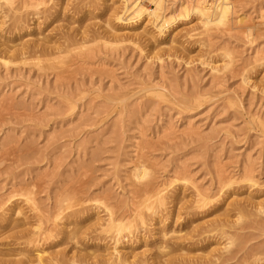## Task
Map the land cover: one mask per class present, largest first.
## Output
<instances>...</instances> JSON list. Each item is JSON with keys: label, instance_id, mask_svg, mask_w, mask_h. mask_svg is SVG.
I'll return each mask as SVG.
<instances>
[{"label": "rangeland", "instance_id": "1", "mask_svg": "<svg viewBox=\"0 0 264 264\" xmlns=\"http://www.w3.org/2000/svg\"><path fill=\"white\" fill-rule=\"evenodd\" d=\"M122 1L0 0V218L21 209L1 264H39L36 247L44 264H264V0L162 35L117 24ZM58 29L86 44L38 71L30 45ZM144 184L163 199H135Z\"/></svg>", "mask_w": 264, "mask_h": 264}, {"label": "bare ground", "instance_id": "2", "mask_svg": "<svg viewBox=\"0 0 264 264\" xmlns=\"http://www.w3.org/2000/svg\"><path fill=\"white\" fill-rule=\"evenodd\" d=\"M124 1V3L126 2L127 4L124 6V7H122L123 8V10L121 11V14H119V13H116V14H114V18H115V22H117V24H123V25H131L129 28H132L133 26H135L136 24H137V22L139 21V20H143V17H145V18H148L149 20H150V18H151V20H152V23H156V24H154L155 25V27H156V29H157V31H159V32H161L160 34L162 35L163 33L162 32H164L163 30H164V28H167L168 26H170V24H172L173 22H176V21H179V20H188V19H190L191 18V16L192 15H194V16H197V18L198 19H200V21L203 23V25L205 26V27H208L209 25H225L226 23H228L229 22V17H231L230 15L231 14H233L232 13V3H231V1L230 0H210L211 2H208V0H196L193 4H188V3H186V2H182V3H180V4H178L177 5V7H176V9L174 10V11H172V14L169 16V17H166L164 14H163V7H164V5L162 6V2H163V0H149V2H150V4L154 7V8H151V9H148V8H146L142 3H143V1L142 0H131L132 2H130V1H128V0H123ZM122 1V2H123ZM164 4V3H163ZM45 8V7H44ZM43 9V8H42ZM117 10V9H116ZM118 11V10H117ZM45 12V11H44ZM43 13V12H42ZM41 13V14H42ZM44 14V13H43ZM47 14V13H46ZM49 15V14H48ZM51 15V14H50ZM52 16V15H51ZM38 18V17H37ZM40 19V18H39ZM233 19V18H232ZM36 20V19H35ZM44 20V19H43ZM46 20V19H45ZM51 20V19H50ZM50 20H48V21H50ZM18 22V21H17ZM41 23V22H40ZM42 25V24H41ZM116 25V24H115ZM122 25V26H123ZM228 25V24H227ZM117 26V25H116ZM37 27H38V24H37ZM61 28V27H60ZM64 28V27H63ZM62 29V28H61ZM111 29H115L114 27L112 28L111 27ZM37 30H39L38 28H37ZM40 30H42V29H40ZM39 30V31H40ZM53 30H54V28H53ZM59 30V29H58ZM67 31V30H66ZM66 31H63V30H59L58 32V34H56V30L54 31V33L56 34V35H58V39H54V38H52V39H47V38H43V39H35L36 41H35V43H32V46L30 45V54L34 57V59L36 60V61H34V62H37V64L35 65L36 67H37V69H38V71H41V70H43V69H45V66H48V65H50V64H52V62H54V61H58V59L60 58V55L62 56V54H66L65 55V57H63L62 56V58H66V56H68V54L73 50V48L74 47H81V45L83 46H85V44H81L80 46H79V44H80V42L82 41V43H83V41L87 38V37H85L84 36V34L82 33V35L81 34H77V33H72V34H70L69 33V31L68 32H66ZM52 32V31H51ZM86 32V31H85ZM86 34V33H85ZM88 34V33H87ZM165 34V33H164ZM55 35V36H56ZM79 35H81V37H79L78 38V36ZM51 36V37H52ZM87 36V35H86ZM37 37V36H36ZM87 40H89V39H87ZM86 41V40H85ZM24 47H22V49L20 50V51H16V53H18L19 55H26L27 54V49H23ZM82 48V47H81ZM77 51H79L80 49H76ZM75 50V51H76ZM78 53V52H77ZM76 53V55L75 56H77L78 54H80L81 53V51H80V53H78L77 54ZM74 55V54H73ZM74 56V57H75ZM93 56V55H92ZM69 57V56H68ZM71 57V56H70ZM69 57V58H70ZM85 57V60L84 59H82V61H79L80 60V58L79 57H75V59L74 60H72V59H70L71 61H70V68H71V65H74L75 66V68L73 69V70H78L77 68H81V66H83L84 64H87L86 63V60H88L87 58H86V56H84ZM88 57V56H87ZM90 58V57H89ZM67 61V60H66ZM60 62V61H59ZM59 62H56L57 64L59 63ZM67 62H69V60L67 61ZM44 63H47L48 65H45L44 66ZM55 63V62H54ZM77 63L79 64V65H77ZM63 65V64H62ZM65 65V64H64ZM77 65V66H76ZM68 66V65H67ZM49 67V66H48ZM52 67V66H51ZM50 67V69H55L54 68V66H53V68H51ZM47 68V67H46ZM69 68V69H70ZM79 68V69H80ZM84 68V67H83ZM48 69V68H47ZM66 69V71H68L67 70V68H65ZM64 70V69H63ZM44 71V70H43ZM61 72V75H62V73H68V72ZM53 72V71H52ZM70 73H73V71L71 70V72ZM58 74V73H57ZM56 74V75H57ZM59 76V75H58ZM57 76V77H58ZM136 169L138 170V172L136 173L135 172V175H134V178L136 179V180H139L140 181V179H142L143 177H145L146 176V174H148L147 173V170L146 169H144V167H143V169L140 167H136ZM229 178H227V180H228ZM231 179V178H230ZM229 179V182L232 180H230ZM248 179H252V178H248ZM225 181V182H228V181ZM224 182V181H223ZM228 182V183H229ZM227 183V184H228ZM231 183V182H230ZM226 185V184H225ZM136 188V190L135 191H138V192H136V194H137V196L135 197V199L137 198V199H139V200H145V199H148L149 200V198H151V197H154V195L156 196L157 195V197L159 196V191L158 190H154V189H152V190H149L148 188H150V187H148V184H144L143 186H142V188H139V189H137L138 187H135ZM159 188V187H158ZM133 191V190H132ZM160 191H162V189L160 190ZM25 192V191H24ZM26 193V192H25ZM25 193H24V195H25ZM133 193H134V191H133ZM152 194V195H151ZM31 195V194H30ZM161 196V195H160ZM158 197L159 199H161L162 197ZM199 197H201V196H199ZM198 197V198H199ZM10 198V197H9ZM8 198V199H9ZM28 198V197H27ZM31 198H32V196H31ZM33 199V198H32ZM163 199V198H162ZM7 200V199H6ZM6 200H3V202H0V209L1 210H4V209H2L1 208V206L4 204L5 205V203H7L6 202ZM199 200V199H198ZM33 201V200H32ZM200 201V200H199ZM201 201H204V199L203 200H201ZM24 202V201H23ZM34 202V201H33ZM27 203V202H26ZM30 204H31V202H29ZM198 203V202H197ZM204 203V202H203ZM9 204H11V203H9ZM34 206H36V205H34ZM2 207H5V206H2ZM6 209V208H5ZM10 210L8 211V214L6 213V215H3L1 218H0V221H6V222H9L8 220H11V217L14 215V214H17V212H18V209H20L17 205H13L12 206V208H9ZM33 209V208H32ZM37 209V208H36ZM21 210V209H20ZM3 212H5V211H3ZM7 212V211H6ZM58 215V214H57ZM37 216V215H36ZM38 217H40V216H38ZM141 217V216H140ZM139 217V218H140ZM10 218V219H9ZM26 218V217H25ZM13 219V218H12ZM24 219V218H23ZM41 219V218H40ZM143 218H141L140 219V222H141V224L143 225H145V223H146V221H145V223H144V221L142 220ZM27 220H29V218L27 219ZM41 221V220H40ZM24 222V221H23ZM109 222H110V225H109V223H107V228H109L108 227V225L109 226H111V227H118V224L116 225L114 222H116V221H114V220H109ZM1 223V222H0ZM16 223V222H15ZM39 223V222H38ZM41 223V222H40ZM27 224V223H26ZM13 225V224H12ZM25 225V224H24ZM38 225V224H37ZM55 225V224H54ZM17 226V225H16ZM19 226L21 227V225L19 224ZM19 226H17V227H15L14 226V228L13 229H17ZM38 226H40V225H38ZM38 226L36 227V228H38ZM56 226V225H55ZM54 226V227H55ZM22 227H23V225H22ZM110 227V228H111ZM107 228H105V229H107ZM23 229V228H22ZM52 230V229H51ZM11 230H9V232H10ZM17 232H18V230H17ZM21 232H24V230L23 231H20L19 233L21 234ZM28 232V231H27ZM27 232H25V233H27ZM29 232L30 233H32V237L34 236V235H36V234H38L37 233V231H35L34 229H33V231H31V230H29ZM28 232V233H29ZM41 232V231H40ZM7 233V232H6ZM6 233H5V235H6ZM12 232H10L9 234H11ZM13 233H15V234H17L16 232H14L13 231ZM12 233V234H13ZM28 233H27V235H28ZM3 234V233H2ZM22 235V234H21ZM25 235V234H24ZM30 235V234H29ZM28 235V236H29ZM42 235V234H41ZM15 236V235H14ZM37 236V235H36ZM13 237V236H12ZM18 237H20V236H18ZM21 237H23V236H21ZM38 237H39V235H38ZM37 237V238H38ZM9 238V237H8ZM31 238V237H30ZM35 238V237H34ZM32 239L31 240V243H33V242H35L36 240L35 239ZM17 239V238H16ZM15 239V240H16ZM30 241H28L27 243L28 244H30L29 243ZM36 243V242H35ZM34 243H33V245H31V246H33L34 247ZM30 246V245H29ZM31 252L33 253V259H34V257H35V261L37 260L38 261V263L39 264H44V262H43V260H42V258L44 257L43 256V252L41 251V250H39L37 247L36 248H34V249H31ZM28 253V252H27ZM43 253V254H42ZM30 258V257H29ZM45 258V257H44ZM30 260V259H29ZM48 260V259H47ZM3 261V260H2ZM2 261H0V264L2 263ZM24 261V260H23ZM27 261V260H26ZM53 261V260H52ZM125 261V260H124ZM21 262V261H20ZM4 264H6L5 262H3ZM26 264H27V262H25ZM29 263V262H28ZM47 262H45V264H46ZM55 263V262H54ZM120 264H121V262H120ZM124 264H128V262L126 263V262H124Z\"/></svg>", "mask_w": 264, "mask_h": 264}]
</instances>
